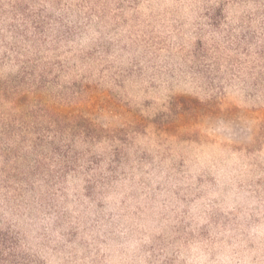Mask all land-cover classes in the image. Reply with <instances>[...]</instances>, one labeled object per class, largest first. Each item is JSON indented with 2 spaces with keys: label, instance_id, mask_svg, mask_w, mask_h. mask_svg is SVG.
Returning <instances> with one entry per match:
<instances>
[{
  "label": "rangeland",
  "instance_id": "1",
  "mask_svg": "<svg viewBox=\"0 0 264 264\" xmlns=\"http://www.w3.org/2000/svg\"><path fill=\"white\" fill-rule=\"evenodd\" d=\"M0 264H264V0H0Z\"/></svg>",
  "mask_w": 264,
  "mask_h": 264
},
{
  "label": "trees",
  "instance_id": "2",
  "mask_svg": "<svg viewBox=\"0 0 264 264\" xmlns=\"http://www.w3.org/2000/svg\"><path fill=\"white\" fill-rule=\"evenodd\" d=\"M9 238L6 235H1L0 234V261L1 259H4L3 256L5 257V259H10L13 258V256L10 253H7L5 256L4 253V248H9L10 242H9Z\"/></svg>",
  "mask_w": 264,
  "mask_h": 264
}]
</instances>
